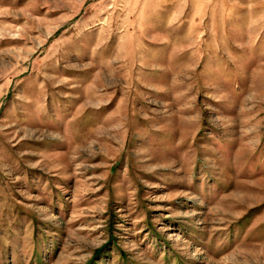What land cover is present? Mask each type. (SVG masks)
Listing matches in <instances>:
<instances>
[{
	"label": "rangeland",
	"instance_id": "obj_1",
	"mask_svg": "<svg viewBox=\"0 0 264 264\" xmlns=\"http://www.w3.org/2000/svg\"><path fill=\"white\" fill-rule=\"evenodd\" d=\"M0 264H264V0H0Z\"/></svg>",
	"mask_w": 264,
	"mask_h": 264
}]
</instances>
